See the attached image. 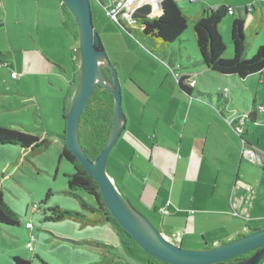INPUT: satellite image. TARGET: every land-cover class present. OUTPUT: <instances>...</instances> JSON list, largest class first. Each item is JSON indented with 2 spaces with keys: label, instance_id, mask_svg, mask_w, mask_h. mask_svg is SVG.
<instances>
[{
  "label": "crops",
  "instance_id": "crops-1",
  "mask_svg": "<svg viewBox=\"0 0 264 264\" xmlns=\"http://www.w3.org/2000/svg\"><path fill=\"white\" fill-rule=\"evenodd\" d=\"M9 2L11 13L6 6ZM3 6L8 17L12 14L10 20L18 26L14 33L20 39L17 69L10 63L12 72L18 73L12 78L17 80L15 92L24 94L15 109L37 108L36 119L44 136L62 132L80 66L76 39L64 24L61 0H5ZM4 23L1 21L2 26ZM140 42L143 45L134 38L127 48L133 56L131 63L113 60L127 117L108 160L109 175L118 191L169 241L187 248L217 246L264 226V178H259L257 161L242 157V138L234 127L252 111V118L244 121L243 137L254 130L256 104L250 108L243 101L241 111L236 104L230 106L226 96L224 109L218 100L221 92L208 88L203 92L197 80L189 92L182 88L172 71L201 77L215 72L199 62L198 53H187L184 38L170 46L155 40ZM226 56H231V48ZM218 75L229 76L236 83L231 101L244 98L240 82L250 77H257L263 90L264 71L245 79ZM250 93L256 99V92ZM19 116L22 121L17 123L23 126ZM0 118L7 120L1 109ZM231 120L233 124H229ZM247 186L253 191L248 192ZM164 208L168 213L162 212ZM233 210L241 216H234ZM118 245L115 250L122 253L123 246ZM125 255L128 262L130 257Z\"/></svg>",
  "mask_w": 264,
  "mask_h": 264
},
{
  "label": "rangeland",
  "instance_id": "rangeland-1",
  "mask_svg": "<svg viewBox=\"0 0 264 264\" xmlns=\"http://www.w3.org/2000/svg\"><path fill=\"white\" fill-rule=\"evenodd\" d=\"M3 1L5 0H0V21H4L5 25L0 24V51L5 54L6 58L5 62L0 65V89L4 91V94H0V109L7 120L0 118V125L20 131L27 129L30 131L29 133L43 137L45 133L39 128L40 122L36 119V114H39L38 109L30 108L25 112L22 109H15L18 107L17 103L24 98V94L15 92L17 80L12 79V68L8 64H13L17 69L16 62L19 51L16 49L20 47V39L14 33L18 26L10 20L13 19L11 18L12 14L9 17L6 15L7 8L5 9L3 6ZM175 1L183 13L189 17L188 28L182 37L189 54L195 53L196 55L198 53L191 17L200 14L203 7L210 8L218 2L232 6L235 10V15H226L219 27V33L226 46L225 56L232 48L229 42L231 22L233 18L240 16L239 13L243 11L244 4L249 7L253 4L255 7L254 11L245 17L244 33L248 43L247 57H251L257 48L264 44V16L261 11V8L264 11V0ZM109 2L110 0H91L93 23L100 33L110 60L113 62L118 58L121 62L129 64L133 61V56L130 51L127 52V48L129 46L131 48L134 37L106 16L104 4ZM6 6L10 7L11 3L9 2ZM9 7L8 11L11 13ZM70 18L69 21L72 22ZM142 40L150 42L154 38L147 37ZM76 44L79 60L80 52L77 40ZM172 73L178 81L175 72L172 71ZM210 73L213 76L206 73L202 77L199 74L188 77L194 79L195 82L197 80L203 87L199 90L203 92L208 88L228 96L230 106L234 108L239 106L238 109L241 111H244L243 101L253 108V95L250 91L256 92L257 124L254 130L249 128L248 135L243 138L247 141L246 137L252 140V144H247L254 148L264 160V111L260 110L261 105L264 107V91L257 84V77L253 76L240 82L239 89H241L244 98L234 102L231 101V88H236V83L232 81V78L220 76L215 72ZM195 85L196 83L192 86ZM225 89L228 90L227 93ZM17 116L23 119V125H26V128L17 123L22 121ZM64 132L65 130L62 129V132L45 135L49 140V146L37 151L23 153L22 148L18 145H0V188L4 192L5 202L17 213L19 218L18 225L0 224V264H15L14 256H20L31 264H150L148 260L144 259V256L149 255H146L138 245L133 244L125 251L122 247V253L116 252L115 247L120 246L118 245L120 240L110 223L85 225L82 221L72 218L62 221L48 219L53 207L88 214L81 205L80 198L89 203L94 202L93 197L81 189L76 191V195L67 192L69 175L76 169L71 162L60 159V153L64 146L62 138ZM244 159L248 160L245 157ZM109 163L111 164V159ZM254 165L259 169L257 172L260 171L259 178H264V163H254ZM110 172L109 165L108 173ZM236 219L241 220V218ZM27 223H31L32 227L28 228ZM125 252L130 257L128 262L124 257Z\"/></svg>",
  "mask_w": 264,
  "mask_h": 264
},
{
  "label": "trees",
  "instance_id": "trees-1",
  "mask_svg": "<svg viewBox=\"0 0 264 264\" xmlns=\"http://www.w3.org/2000/svg\"><path fill=\"white\" fill-rule=\"evenodd\" d=\"M112 1L113 0H110V2ZM109 3L104 4L106 16L120 25L134 38H136V40L141 45H143L142 42H140L142 38L150 37L152 39L154 38V40L156 39V42L170 46L183 37V33L186 31L189 25V17L183 13L181 7L178 6L175 0H162L161 9L157 13H153V7L151 4L146 3L139 6L132 13L134 24H129L128 21L124 19H118L117 21L110 17L107 13ZM61 5L64 15V24L77 40V23L67 6L63 4L62 1ZM229 7L232 6H228L225 3H221L210 8L204 7L200 14L195 17H191L193 31L197 43L198 58L199 62L210 70L224 75H237L240 78L245 79L251 75L264 71V44L260 45L251 57H247L248 43L244 29L246 25L245 17H247V15L255 9L254 5L251 4V7H245V13L241 11L239 13V17L233 18L230 25V45L232 47V57L224 55L226 46L223 43L222 37L219 33V27L224 17L226 15H230L228 13ZM234 15L235 13L231 16ZM69 17H71L70 19H72V22L69 21ZM136 32L139 34H136ZM140 36L143 37L140 38ZM5 58V54L0 51V65L5 62ZM8 66L11 67V64H8ZM104 71L106 75L111 78L110 70L107 67L104 68ZM187 77V75H184L178 80V82H180L182 88L189 92L190 88L194 86L189 84V82L186 80ZM262 87L264 91V81L262 82ZM218 95V100L221 102L219 103L221 106H224V109H227L226 105L228 104V100L226 99V95L223 93ZM252 103L253 105L257 104L255 98L253 99ZM67 108L64 112V115L67 111ZM247 113V117L244 121H246L248 118H252L253 112L249 111ZM112 123L113 96L102 86L98 85L89 99L79 122L80 141L84 151L90 159H95L101 152L109 136ZM25 126L26 125H23V127ZM25 130L26 131H20L0 125V145H18L22 148L23 153L41 150L42 148L49 146V140L47 137H40L38 135L29 133L30 131L27 129ZM62 138L64 141V146L60 153V159H66L67 161L71 162L76 169L74 173L69 175L67 192L69 194L76 195V191L81 189L87 194L91 195L94 199V202L89 203L80 198L81 205L88 212V214H84L79 211L63 209L61 207H53L51 208V215L48 217V219L52 221H62L72 218L82 221L85 225H97L101 222H107L112 225L124 249L128 250L133 244L137 245L133 238L117 223V221L110 214L108 208L103 202L99 187L95 180L88 174L82 164L65 145V132L63 133ZM0 224H19L18 215L5 202L4 192L1 188ZM254 229L256 228H253L250 231ZM253 252L254 251L247 252L235 258L229 259L227 262L229 264H233L236 259L241 260L243 258L249 257ZM14 263L31 264L29 261L23 259L20 256H14ZM149 263L168 264L151 256Z\"/></svg>",
  "mask_w": 264,
  "mask_h": 264
},
{
  "label": "water",
  "instance_id": "water-1",
  "mask_svg": "<svg viewBox=\"0 0 264 264\" xmlns=\"http://www.w3.org/2000/svg\"><path fill=\"white\" fill-rule=\"evenodd\" d=\"M61 1L77 23L80 52L78 81L65 113V145L97 183L103 202L113 218L148 255L168 264H229L227 260L250 251H254L252 255L236 259L233 264H259L264 258V226L217 246L187 249L169 241L132 200L121 195L108 173L110 153L122 136L127 122L118 70L110 60L93 23L91 0ZM105 67L110 70L111 78L106 75ZM98 85L113 96V123L101 152L95 159H90L80 141L79 122Z\"/></svg>",
  "mask_w": 264,
  "mask_h": 264
},
{
  "label": "built area",
  "instance_id": "built-area-1",
  "mask_svg": "<svg viewBox=\"0 0 264 264\" xmlns=\"http://www.w3.org/2000/svg\"><path fill=\"white\" fill-rule=\"evenodd\" d=\"M161 2H162V0H113L108 5L107 13L114 20L118 21V19H124V20L128 21L129 24H134V21L132 19V13L135 11L136 8H138L139 6H141L143 4L148 3V4L152 5L153 13H157L160 10V9L158 10V6ZM156 10H157V12H156ZM228 13L230 15H233L235 13L234 8L229 7ZM77 51H78V49H77ZM175 75L178 78V80L184 76L183 74H179V73H175ZM12 77L17 78L18 74L16 72H13ZM186 80L191 85H194L196 83L195 80L192 79L191 77H187ZM225 91H226V93L228 92L227 89H225ZM260 110L264 111V107L261 106ZM246 116H247V114H245L241 118L240 123L237 122L234 125L237 133L242 138V156L249 159V160L257 161L258 163H262V162H264V160L261 158L260 154H258L254 148L250 147L247 144V142L243 139V134L245 132L244 120H245ZM229 124H233L232 120L229 122ZM246 190L248 192L253 191L251 186H247ZM162 212L168 213V211L165 208L162 210ZM232 214L234 216H241V214L237 210H233ZM27 227L31 228L32 227L31 223H27ZM259 264H264V258L259 262Z\"/></svg>",
  "mask_w": 264,
  "mask_h": 264
}]
</instances>
